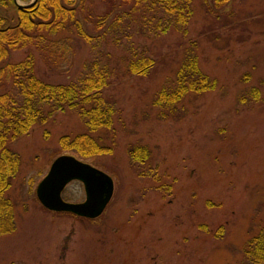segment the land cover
<instances>
[{"label": "rangeland", "instance_id": "obj_1", "mask_svg": "<svg viewBox=\"0 0 264 264\" xmlns=\"http://www.w3.org/2000/svg\"><path fill=\"white\" fill-rule=\"evenodd\" d=\"M191 6L184 34L139 35L135 23L131 37L87 28L107 43L96 38L91 47L71 36L51 68L33 48L10 54L17 62L33 53L36 76L51 84H67L86 60L100 58L114 69L103 91L114 113L109 128L89 132L76 110L56 111L7 144L18 169L4 193L14 230L0 235V264H247L244 244L264 229V0H231L214 14L203 0ZM192 43L199 71L216 88L186 95L163 115L153 100L173 85ZM131 51L152 61L144 75L122 67ZM85 133L107 152L80 158L59 144ZM132 145L147 148L146 165H133ZM61 155L113 180L98 218L53 213L36 199V186ZM61 197L82 202V184L69 183Z\"/></svg>", "mask_w": 264, "mask_h": 264}, {"label": "trees", "instance_id": "obj_2", "mask_svg": "<svg viewBox=\"0 0 264 264\" xmlns=\"http://www.w3.org/2000/svg\"><path fill=\"white\" fill-rule=\"evenodd\" d=\"M230 1L203 0L208 14L218 13ZM95 3L102 11H96ZM191 3L192 0H36L29 7H20L14 0H0V235L14 230L13 207L4 193L17 172L18 157L7 144L45 123L56 111L76 110L89 132L109 128L114 113L113 105L103 96L114 69L100 58L86 60L82 71L67 84H51L36 76L33 53L17 62L9 60L10 54L33 48L51 68L65 47L71 45V36L91 47L96 38L98 43H107L105 37L93 38L87 28L103 36L115 33L131 37L130 24L135 23L139 35L143 31L157 35L169 30L184 34L192 15ZM10 9L14 11L11 15ZM189 46L184 49L173 85L164 86L153 100L152 105L163 115L173 113L186 95L216 88L215 80L199 71L194 44ZM129 54L126 60L121 58L126 73L144 75L152 66L150 59L132 51ZM59 142L63 150L80 158L107 152L87 133L72 140L65 136ZM127 152L133 165H146L149 151L145 146L132 145ZM243 257L247 264H264V229L246 241Z\"/></svg>", "mask_w": 264, "mask_h": 264}, {"label": "water", "instance_id": "obj_3", "mask_svg": "<svg viewBox=\"0 0 264 264\" xmlns=\"http://www.w3.org/2000/svg\"><path fill=\"white\" fill-rule=\"evenodd\" d=\"M14 1L20 5L17 0ZM71 181L82 183L85 193L83 202L69 203L61 198V192ZM112 193L113 181L110 176L69 155H61L52 161L47 175L35 190L36 198L43 208L87 219H95L101 215Z\"/></svg>", "mask_w": 264, "mask_h": 264}]
</instances>
